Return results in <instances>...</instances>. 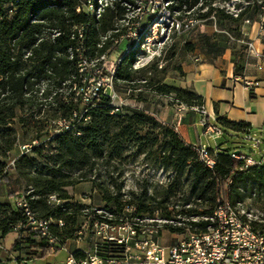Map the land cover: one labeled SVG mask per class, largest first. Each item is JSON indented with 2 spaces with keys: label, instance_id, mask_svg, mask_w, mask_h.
<instances>
[{
  "label": "trees",
  "instance_id": "obj_1",
  "mask_svg": "<svg viewBox=\"0 0 264 264\" xmlns=\"http://www.w3.org/2000/svg\"><path fill=\"white\" fill-rule=\"evenodd\" d=\"M87 1L0 0V182L6 196L13 198L0 201V254L1 243L13 232L16 236L11 249L18 250L24 243L35 257L49 250L48 239L30 228L24 209L15 204L19 198L36 218L51 220L54 252L66 240L76 239L83 226L81 215L89 227L95 221L122 223L139 217L162 220L161 224L152 222L159 235L162 229L170 233L186 228L204 231L216 207L220 184L225 185L230 203L247 201L264 214V164L245 165L249 156L237 146L206 147L214 161L209 167L200 159L196 145L185 142L174 125L162 122L146 108L124 104L114 110L105 94L99 93L88 103L75 95L74 87L94 69L87 67L80 72L79 58L90 61L107 55L114 61L121 57L114 65V86L123 83L131 90L145 88L160 96H172L189 107L204 104L203 96L193 88L157 77L164 70L162 56L134 67L137 51L125 52L126 41L113 43L124 32L119 20L126 9L121 1L133 0H111L99 17L83 8ZM165 1L179 18L206 19L212 24L208 17L213 15L218 29L236 31L234 38L241 36L239 23L250 7L253 15L264 13V0H252L246 7L237 4V15L216 5L229 0ZM78 25L84 26L80 36ZM203 40L208 52L221 51L206 34ZM186 46L193 48L189 42ZM245 47V42L240 45L234 67ZM96 66L100 67L101 61ZM74 112L79 114L78 134L63 130L33 146L29 153L19 154V143L45 139L52 120ZM214 124L221 129V136H249L247 122L217 115ZM10 156L14 157L13 164L8 163ZM132 162L162 171L166 180L149 181L146 176L136 187L125 188L123 173ZM86 181L103 204L100 213L72 199L70 189ZM50 196L56 201H50ZM256 225L264 228V215ZM73 254L78 257L81 251Z\"/></svg>",
  "mask_w": 264,
  "mask_h": 264
},
{
  "label": "built area",
  "instance_id": "obj_2",
  "mask_svg": "<svg viewBox=\"0 0 264 264\" xmlns=\"http://www.w3.org/2000/svg\"><path fill=\"white\" fill-rule=\"evenodd\" d=\"M111 4V0H88L83 8L99 17L102 8ZM125 7L124 17L119 22L124 27V32L113 40L114 44L126 41L125 52L136 50L134 67L139 66L140 57L144 58L141 65L149 62L155 57L162 56L165 42L173 35H187L203 25L206 19L194 17L179 18L175 11L168 8V1L160 0L151 11L147 13H134L133 3L121 1ZM224 7L228 12L237 15L240 8L231 1L225 2ZM264 10V6L261 7ZM80 10V7H77ZM212 26L218 30L213 15L208 17ZM245 19V22H248ZM160 28V29H158ZM84 26L78 25L77 31L81 35ZM81 47V45H80ZM248 50L253 49L251 42H246ZM138 58V59H137ZM115 61L107 55L98 59L87 61L84 57L79 58V71L87 70V67L94 69L88 75H83L81 83L74 87L75 95L79 96L85 103L91 102L99 93L109 97L114 110L121 105L127 104L124 100L118 99L113 85ZM101 61V66L96 63ZM105 69L107 74H103ZM231 80L234 83L240 82L245 86H252V82L239 75H233ZM201 114L200 123L205 126L206 131L212 135L221 134V129L215 124H208L207 112L204 106L193 107ZM86 112L84 109L80 114ZM74 112L70 117H57L51 121L49 134L45 139H33L29 142L18 144L19 154L29 153L33 146L44 143L49 138L63 130H73L78 134L76 122L78 116ZM86 121L87 118H84ZM200 159L209 167L213 165V158L208 154L206 148L196 145ZM6 150V149H5ZM10 153L9 151H7ZM238 158L243 155L233 154ZM14 157H9V164H13ZM251 158H245V165L258 164ZM163 178L162 181H165ZM225 185H219L217 204L208 218L209 225L204 231H194L186 228L179 233H171L173 240L168 244L160 242L157 225L152 222L160 219H147L132 217L122 223L109 221H95L91 227L83 225L77 231L76 240L85 239L88 248L81 251L76 257L69 253L66 264H264V228L256 223L262 222V212L253 208L247 201L230 203L226 197ZM50 201H56L50 196ZM18 207H22L27 216V224L42 237L48 239L49 250L55 251L52 244L53 238L50 232L51 220L36 218L31 213L23 198L15 200ZM131 210V209H129ZM100 213L101 210L97 209ZM147 223V224H144ZM59 224H62L60 221ZM21 225L18 224L17 228Z\"/></svg>",
  "mask_w": 264,
  "mask_h": 264
},
{
  "label": "crops",
  "instance_id": "obj_3",
  "mask_svg": "<svg viewBox=\"0 0 264 264\" xmlns=\"http://www.w3.org/2000/svg\"><path fill=\"white\" fill-rule=\"evenodd\" d=\"M245 19L249 21L245 22ZM243 21L239 38H234L223 30H215L212 24H209L206 29L201 27L203 25L200 26L202 29L198 27L200 29L198 32L215 34L216 40L218 42L223 40V42L218 43L221 44V51L216 53L208 52L204 48V53L195 58L199 62L187 67V80H189L188 87L193 88L203 96V106L207 112L206 120L208 124H214L217 115L231 121L247 122L250 124L249 136L243 137L246 139L255 138V144L260 150L261 145L264 144V13L256 15L251 13L250 16H245ZM218 35H222L223 39ZM232 41L235 42V48H229L226 45V43ZM244 42L245 45L246 42H251L253 49L248 50L245 47L237 59L236 67H234L240 45ZM233 75H239L250 80L252 86H245L240 82L234 83L231 80ZM160 111V114L155 112V116L162 122L174 125L185 142L192 145H201L204 148L209 147L199 138L194 140L190 131V127L195 125L196 117L199 118V121L201 119V114L198 111L189 113L188 109H183V111L174 110L171 105H165ZM203 128L204 133H210L206 131L205 126ZM218 136L212 135L214 138ZM214 144L218 145L216 142ZM245 154L252 160L264 164V155L258 158L248 153ZM71 189H74L73 193L70 191L72 199L80 203L88 204L84 201L85 198L80 197V195H78L79 198L76 197V191L78 193L86 191L95 194L91 183L87 181L80 182ZM13 235L16 236V233L13 232ZM70 240H75V243L68 248L69 253L86 250L89 246L87 241L80 242L76 239H68L62 247L66 246ZM2 259V254H0V261ZM24 261L19 260L20 263H24Z\"/></svg>",
  "mask_w": 264,
  "mask_h": 264
},
{
  "label": "rangeland",
  "instance_id": "obj_4",
  "mask_svg": "<svg viewBox=\"0 0 264 264\" xmlns=\"http://www.w3.org/2000/svg\"><path fill=\"white\" fill-rule=\"evenodd\" d=\"M134 5V13H147V10L151 11V9L160 2V0H133ZM232 2V4H240L242 7H246L248 3L252 0H229ZM216 5H225V2L216 3ZM252 8L250 7V10L248 12V16L251 15ZM244 23L243 20L240 21L239 27L241 28V25ZM209 26L208 23H203V26H201L203 29H206ZM200 27V29H202ZM160 29V28H158ZM199 28L195 29L194 32L188 33L187 35H183V37L180 36H172L171 39L165 42L163 51H162V58H163V66L164 69L162 72L157 73V77L160 78L163 82L175 84L179 86H186L189 85V80H187V67L189 65L199 62L196 61L195 58H198L200 54L204 53V40L203 35L204 33L198 32L200 31ZM209 29V28H208ZM232 36L236 35V31H227ZM198 35H197V34ZM209 38V41L214 43L215 46L221 47V44H218L219 42H223V40H220L219 42L216 40V35L208 33L206 34ZM223 39L222 35H218ZM220 38V39H221ZM192 43L193 48L190 50L186 43ZM226 45L229 46V48H235V42L232 41L230 43H226ZM124 46V43L120 45L121 48H119L120 51H122V48ZM234 46V47H233ZM140 57L139 66L140 63H143L145 60ZM137 58V59H138ZM112 59V58H111ZM191 88V87H190ZM115 93L118 97V99L124 100L127 104L126 106L133 107V108H146L149 112H152L154 115L155 112L157 114H160L161 108H163L165 105H171L174 110L183 111V109H188L189 113L194 112L196 110L193 109V107H189L183 103H179L176 100L173 99L172 96L165 97L160 96L148 89L143 88L142 90L129 89L125 84L118 83L114 86ZM140 97V98H137ZM164 97V99H163ZM125 106V105H124ZM15 126L17 128V132L20 138H22V130L20 129V124L15 123ZM204 128L200 124L199 118L196 117L195 125H192L190 127V131L193 135L194 140L196 138L201 139V141L204 142V144H208L211 148H216L217 146L214 144V142L220 144L221 146L226 145H234L237 146V150L241 151L242 153H248L255 157L260 158L261 155H264V144L261 145L260 150L255 144V138L254 139H246L242 135L232 134V135H224V136H218L216 138L212 137L211 133H204ZM216 146V147H215ZM123 177L125 179V188L129 187H136L139 183L142 182V179L148 176V180H156L160 181L164 178V174L162 171H154L151 168H147L144 164L139 162H132L128 164L124 170ZM70 191L73 193L74 189H70ZM77 198L80 197L85 198L84 201H86L93 209H99L103 206L101 201L99 200V197L97 194H93L86 191H81L78 193L76 191ZM89 198V200H88ZM10 199L13 201V198H8L6 196L5 190L2 186V182H0V201ZM106 209H104V212ZM85 217L80 216L79 222L80 224L85 225ZM156 222V220H155ZM156 223H162V220H159V222ZM13 233H10L7 235L5 240L1 243L2 245V257L3 259L0 261V264H66V258L69 255L70 250L68 249L72 244L75 243V240H70L67 242V245L64 247L59 248L56 252H53L51 250L46 251L42 256L35 257V254L33 253V250L29 246H25L24 243L21 244V247L18 250H13L10 247L11 242L13 241ZM160 242L163 244H168L173 240V235L168 232L167 230L162 229L160 232ZM80 242H86L85 239L79 240ZM22 257V258H21ZM19 260H25L24 263H20Z\"/></svg>",
  "mask_w": 264,
  "mask_h": 264
},
{
  "label": "water",
  "instance_id": "obj_5",
  "mask_svg": "<svg viewBox=\"0 0 264 264\" xmlns=\"http://www.w3.org/2000/svg\"><path fill=\"white\" fill-rule=\"evenodd\" d=\"M235 152H236V153H238V151H237V150H236Z\"/></svg>",
  "mask_w": 264,
  "mask_h": 264
}]
</instances>
